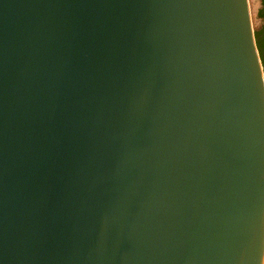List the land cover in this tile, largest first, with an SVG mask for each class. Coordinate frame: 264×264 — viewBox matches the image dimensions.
<instances>
[{
    "label": "water",
    "instance_id": "water-1",
    "mask_svg": "<svg viewBox=\"0 0 264 264\" xmlns=\"http://www.w3.org/2000/svg\"><path fill=\"white\" fill-rule=\"evenodd\" d=\"M0 264H264L248 0H0Z\"/></svg>",
    "mask_w": 264,
    "mask_h": 264
},
{
    "label": "flooded vegetation",
    "instance_id": "flooded-vegetation-1",
    "mask_svg": "<svg viewBox=\"0 0 264 264\" xmlns=\"http://www.w3.org/2000/svg\"><path fill=\"white\" fill-rule=\"evenodd\" d=\"M260 4H261V7L259 10H262V13H263L262 16L263 17L260 18L258 13H257L258 19L260 21H262V24H261L260 28L258 30H256V32H255V39H256V43H257V47L259 50V54H260L262 64H264V0H260Z\"/></svg>",
    "mask_w": 264,
    "mask_h": 264
},
{
    "label": "rangeland",
    "instance_id": "rangeland-1",
    "mask_svg": "<svg viewBox=\"0 0 264 264\" xmlns=\"http://www.w3.org/2000/svg\"><path fill=\"white\" fill-rule=\"evenodd\" d=\"M250 2V9H251V23H252V27H253V30L254 32H256V30H258L262 24V21H260L258 19V11L261 7V4H260V0H249Z\"/></svg>",
    "mask_w": 264,
    "mask_h": 264
},
{
    "label": "trees",
    "instance_id": "trees-1",
    "mask_svg": "<svg viewBox=\"0 0 264 264\" xmlns=\"http://www.w3.org/2000/svg\"><path fill=\"white\" fill-rule=\"evenodd\" d=\"M258 15H259L260 18L263 17V16H262V15H263L262 10H259ZM263 70H264V64H263Z\"/></svg>",
    "mask_w": 264,
    "mask_h": 264
},
{
    "label": "bare ground",
    "instance_id": "bare-ground-1",
    "mask_svg": "<svg viewBox=\"0 0 264 264\" xmlns=\"http://www.w3.org/2000/svg\"><path fill=\"white\" fill-rule=\"evenodd\" d=\"M248 3H249V7H250V2H249V0H248ZM250 9V8H249ZM250 12H251V9H250Z\"/></svg>",
    "mask_w": 264,
    "mask_h": 264
}]
</instances>
